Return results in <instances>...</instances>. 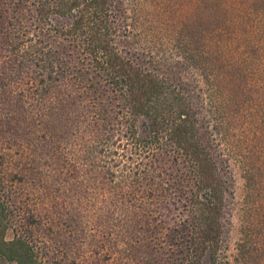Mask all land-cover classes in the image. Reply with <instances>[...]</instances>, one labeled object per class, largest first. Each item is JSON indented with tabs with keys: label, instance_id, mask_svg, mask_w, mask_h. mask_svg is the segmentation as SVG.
Returning <instances> with one entry per match:
<instances>
[{
	"label": "trees",
	"instance_id": "1",
	"mask_svg": "<svg viewBox=\"0 0 264 264\" xmlns=\"http://www.w3.org/2000/svg\"><path fill=\"white\" fill-rule=\"evenodd\" d=\"M19 104L90 181L72 224L30 194L55 170L7 137ZM0 126V264H264L226 238L233 167L264 186V0H0Z\"/></svg>",
	"mask_w": 264,
	"mask_h": 264
},
{
	"label": "rangeland",
	"instance_id": "2",
	"mask_svg": "<svg viewBox=\"0 0 264 264\" xmlns=\"http://www.w3.org/2000/svg\"><path fill=\"white\" fill-rule=\"evenodd\" d=\"M228 19L229 18L225 17L223 22L218 23L221 25L220 28H223L225 32H229L234 28L233 25H236V23H233L231 18L230 20ZM180 69L181 66L177 65L174 67H164L162 71L168 75H178L181 71ZM5 89L7 90L8 88L5 87ZM27 110L31 111L27 105L24 107L21 104H19L17 106V110H15L17 113L15 120H18L17 122L19 125L23 126L22 129H18L20 135L15 134L17 127L15 124H13L12 120L10 121L8 119L7 122L5 121L4 126L9 132L7 137H20L23 145L29 147L33 151V155L35 154L37 165L44 162L45 164H47V162L51 163L52 165L54 164L53 167L55 172H53L49 177L43 176L46 182L42 180L43 178L41 176L37 177L35 176L36 173H34L31 178H33L35 181H31L32 183H30L27 187L29 189L31 186L30 194L32 195V198L34 199L37 197L39 199L40 209L43 214H48L49 217H53V215L47 212L46 209H48L50 212H56L57 215L60 210L63 217L58 216L59 218L57 217L55 219H59V221L62 223L65 222L72 224L74 221L78 220L76 219V213L72 211L74 206L77 205L76 201L79 199L78 197H83L82 199L85 201V203L87 198L89 199L86 191L90 186V181L87 182L88 177H86V174L84 175L80 170H78L76 163L74 162H71L66 169L60 168L58 164H63V157L59 150L60 148L58 143L55 141L47 142L45 139H41L43 134L54 135L58 133V131L55 130V128L58 126V124H56L57 122L51 125L49 123L47 126L46 124L43 125L39 118L32 116L27 112ZM31 126L34 127L32 128ZM27 127H31V129H26ZM27 133H32V135L24 136ZM3 143L6 147H8L10 144L16 145V143L13 141H10L8 144V141L3 142L0 140V145ZM49 158L52 160H48ZM233 168L235 170L232 182V193L228 196L226 226V229L228 230L226 238H228V243L230 245L228 255L232 261L238 256V245H240V243L247 238V233L250 234V241L253 244L259 245L264 253V186L250 187L244 179V172L238 167ZM44 169L46 168L44 167ZM44 171V173H47L46 170ZM92 196L93 195H91V197ZM65 203L70 205V209H72L71 211L64 212V210L61 209V205H66ZM43 207L46 208L44 209ZM97 207L98 210H100L101 206L99 204ZM91 212L92 211L83 212V215L80 218L84 221H100V219H97V217L94 218ZM12 237V232H8L7 238L11 239ZM182 247L184 249V246ZM262 261H264L263 258Z\"/></svg>",
	"mask_w": 264,
	"mask_h": 264
}]
</instances>
